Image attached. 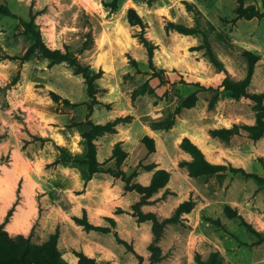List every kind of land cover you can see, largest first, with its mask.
I'll return each instance as SVG.
<instances>
[{"label":"rangeland","instance_id":"rangeland-1","mask_svg":"<svg viewBox=\"0 0 264 264\" xmlns=\"http://www.w3.org/2000/svg\"><path fill=\"white\" fill-rule=\"evenodd\" d=\"M110 1L0 0L26 21L31 11L46 46L64 51L68 45L79 61L89 66L97 89V104L87 119L90 99L82 76L66 63L51 65L38 54L21 60L33 37L23 32L19 20L0 15V182L7 183L16 173L34 192L43 169L53 174L54 155H61L59 148L67 155L79 156L72 143L80 139L82 130L90 128L87 120L104 125L121 118L114 130L135 121L139 130L134 131V138L126 137V145L118 142L128 154L129 169H120L129 175L138 166L132 182L142 185L150 181L145 174L149 165L158 164L160 168L155 170L170 173L167 185L140 210L164 219L172 216L180 203L194 204L189 213L166 225L158 242L161 257L156 264H196L197 254L206 259L212 252L223 264H264V241L260 238L264 237V181L227 172L225 176L190 177L186 163L191 157L180 148L182 139L188 137L210 163L242 168L264 178V136L253 140L242 130L217 137L210 133L253 124L252 103L234 99L223 89L214 94L179 84L167 86L153 76L163 70V77L174 78L171 72L179 71L212 80L215 68L207 59L206 48H199L206 38L234 80L246 76L245 53L256 56L249 92L264 94V19L237 18L236 0H118L114 12L104 6ZM244 5L264 11L262 0H244ZM128 8L143 18L147 26L144 36L156 46L152 65L138 39L140 27L126 20ZM170 23L197 33L167 29ZM85 43L89 49H82ZM192 93L196 96L194 106L182 107L181 101ZM53 95L58 96L57 102ZM77 121L82 126H75ZM57 134L64 143L57 141ZM143 137L153 140L154 151H150L149 139L141 142ZM21 187L19 183L17 193ZM51 193L53 197L57 194L53 187ZM38 194L41 216L40 189ZM139 200L140 196L136 202H124L128 206L122 210L125 222L115 229L127 245L118 243L120 248L113 249L112 258L103 264H140L138 256L141 264H150L152 223H137L131 208ZM23 236L36 244L49 237L38 219Z\"/></svg>","mask_w":264,"mask_h":264},{"label":"trees","instance_id":"trees-1","mask_svg":"<svg viewBox=\"0 0 264 264\" xmlns=\"http://www.w3.org/2000/svg\"><path fill=\"white\" fill-rule=\"evenodd\" d=\"M118 0H111L109 3H105L104 6L108 7L111 12L116 11ZM235 15L237 18H260L264 19V11L260 12L254 5H244V0H236ZM262 7L264 10V0H262ZM0 15L9 16L16 20H19V25L23 29L24 33H29L33 37L31 45L25 50L21 60L30 59L34 54H38L42 58L48 60L51 65L66 63L68 66L72 67L76 74H79L84 79L86 85V93L90 99L89 104L87 105L88 114L87 119L92 113V108L97 104L96 93L97 89L94 85L95 76L91 73L89 66L81 63L76 55L73 53L68 45H65L64 51L61 49H51L46 46L44 43L40 32L34 26V15L30 11L29 21H26L19 17L16 13H13L6 4H0ZM126 20L131 26L140 27V32L138 34L139 42L145 47L149 64L152 65V58L156 46L148 40L145 34V22L143 18L137 13L134 8H128L126 11ZM172 28L177 32L193 35L197 31L193 28H188L179 24L170 23L167 26V29ZM90 45L85 43V46L82 49H89ZM199 48H206V56L208 61L215 68V76L212 80L206 81L202 80L199 77L185 72L173 71L171 72L174 75V78L163 77L165 75L163 70H159L154 73V77L159 79V81L167 86L171 84H179L185 87H194L196 91L199 92H209L217 94L220 89L228 92L232 98L239 99L244 98L249 100L252 103V108L255 111V122L252 125H242L241 127L234 126L231 129L225 130H214L211 131V136H223L225 133L236 134L240 130L248 134V136L257 140L264 136V94L250 93L249 85L251 82V77L253 75V70L255 64L258 60L256 56L250 52H246L245 56L247 58V72L246 76L240 80H234L229 75L228 71L222 64V62L216 57L212 52L209 43L206 38H204V43ZM146 85L141 86V91H144ZM53 100L57 102L58 96L53 95ZM215 96L212 99L211 103H214ZM196 102V96L194 93L189 94L181 101V106L185 108H190L194 106ZM126 118V117H125ZM74 119H72L73 121ZM121 121V118H117L113 124H95L90 119L87 120L89 125L88 130H82L81 138L85 141L86 150L83 156L73 157L64 150L59 148L60 156L56 159L53 164L56 165L61 162H71L84 164L87 166L88 173L92 176L95 173H107L115 178H120L124 182L125 191H136L140 194V200L132 205L133 216L137 218V222L142 223L145 221H151L152 227V242L149 245V251L151 252L150 264H156L159 262L161 257V249L158 245V242L162 236V233L167 224L178 221L180 214L189 213L194 204L190 201H184L178 205L174 214L168 218L159 219L157 215L153 212L144 213L140 210V206L147 204L148 199L154 195L156 192L164 188L169 179L170 173L165 169H156V165L152 164L145 167V171H153L152 177L147 185H142L137 182H132V179L137 176V168L127 175L124 171L120 169L123 161L126 158V153L121 149L120 144L117 143L113 149L112 158L114 159V166H106L104 163L101 164L97 161L96 158V145L94 143L95 139L102 135L103 133H112L115 132L114 126ZM75 126H82L81 121H77ZM148 137H143L141 142L148 140ZM44 140V139H42ZM152 142L151 152L154 151L153 140L149 139ZM180 148L190 155L191 162L186 163L189 176L190 177H199L202 175H218L225 176L226 172L230 174H240L244 177L255 178L258 181H264V178L259 177L256 174L246 173L242 168H236L231 165H222V164H212L204 156L202 150L194 144L189 138L184 137L180 143ZM140 166V165H139ZM61 204L66 207L65 203L61 201ZM14 207L8 210L4 221L0 222V264H68L63 258L57 247V239L59 237V230L56 229L47 240L41 244L32 243L29 237H24L23 235H17L11 237L7 231L4 229V225L9 221ZM235 215V213H232ZM242 223L247 227L243 218L239 216ZM75 222L81 226L86 231H97L102 233H108L111 231L110 227L104 226H95L87 221L85 212L81 218H74ZM111 226H114L115 223L112 220H109ZM116 241L119 244L127 245V242L120 239L118 234L114 232ZM261 241H264V237H260ZM75 255L78 257L79 264H95L92 259L86 258L82 253L75 252ZM141 264V257L138 256ZM196 264H223L216 252H212L206 259H201L197 254L195 256Z\"/></svg>","mask_w":264,"mask_h":264},{"label":"crops","instance_id":"crops-1","mask_svg":"<svg viewBox=\"0 0 264 264\" xmlns=\"http://www.w3.org/2000/svg\"><path fill=\"white\" fill-rule=\"evenodd\" d=\"M115 129V132L105 133L94 141L97 161L106 166H114L112 155L115 144L121 142L126 145V137L128 138L130 135V138H134V131L139 130V126L133 121L115 127ZM57 136L63 140L62 143L65 142L61 135L57 134ZM79 138V140L77 137L73 141L72 150L81 157L85 153L86 146L85 141L81 137ZM54 157L56 160L59 155L55 153ZM127 164L128 154L121 166L128 168ZM155 165L156 168H160L158 164ZM150 172L152 173L150 174ZM150 172L145 174L151 179L153 171ZM39 178L40 181L36 183L38 188L34 192L24 177L18 176L16 173L7 180V183L0 182V222L4 221L8 210L14 207L9 221L4 225L7 233L11 237L18 234L26 235L32 224L38 219L45 227L48 236L56 229L59 230L57 247L62 258L68 264H79L75 252L82 253L86 258L92 259L95 264H103L111 259L110 254L113 249L120 248L118 242L114 241L116 239L114 232L124 225L125 213L122 210H128V206H124V202L126 204L136 202L140 194L136 191H125L124 182L107 173H95L90 176L87 166L78 163H58L54 167L53 174L45 168ZM19 183L22 187L20 193H17ZM50 186L57 192L54 197ZM39 189L41 191V216L36 197L39 195ZM61 201L65 203L66 207L61 204ZM84 212L89 223L95 226L110 227L111 231L108 233L86 231L74 220V218H81ZM109 220L114 221L115 225L111 226ZM142 223L151 224V221Z\"/></svg>","mask_w":264,"mask_h":264},{"label":"bare ground","instance_id":"bare-ground-1","mask_svg":"<svg viewBox=\"0 0 264 264\" xmlns=\"http://www.w3.org/2000/svg\"><path fill=\"white\" fill-rule=\"evenodd\" d=\"M56 139H57V141H58L59 143H62V142H63V140H62L59 136H57V135H56Z\"/></svg>","mask_w":264,"mask_h":264}]
</instances>
